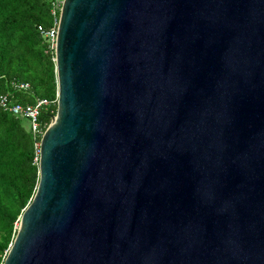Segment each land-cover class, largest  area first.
Returning <instances> with one entry per match:
<instances>
[{
    "label": "water",
    "instance_id": "1",
    "mask_svg": "<svg viewBox=\"0 0 264 264\" xmlns=\"http://www.w3.org/2000/svg\"><path fill=\"white\" fill-rule=\"evenodd\" d=\"M54 55L2 264H264V0H62Z\"/></svg>",
    "mask_w": 264,
    "mask_h": 264
},
{
    "label": "trees",
    "instance_id": "2",
    "mask_svg": "<svg viewBox=\"0 0 264 264\" xmlns=\"http://www.w3.org/2000/svg\"><path fill=\"white\" fill-rule=\"evenodd\" d=\"M51 8L52 0H0V95L11 91L10 100L21 105L46 100L39 116L44 126L57 109L55 55L38 32L53 25ZM12 82L28 83L29 91H13ZM36 141L27 119L0 108V264L37 189Z\"/></svg>",
    "mask_w": 264,
    "mask_h": 264
},
{
    "label": "built area",
    "instance_id": "3",
    "mask_svg": "<svg viewBox=\"0 0 264 264\" xmlns=\"http://www.w3.org/2000/svg\"><path fill=\"white\" fill-rule=\"evenodd\" d=\"M62 0H52L51 15L53 16V25L49 29L43 27L38 28L39 34L49 43L50 49L55 51L56 39H57V28L58 19L61 8ZM29 84L25 82H12L11 89L17 92L26 93L29 91ZM11 91L5 95H0V108L3 112L8 113L16 118H24L29 122L30 130L32 135L37 140L35 142L36 155L35 161H38L39 155V142L46 128L40 121L39 116L43 106L47 105L48 102L42 99H35L33 104L21 105L13 103L11 98Z\"/></svg>",
    "mask_w": 264,
    "mask_h": 264
}]
</instances>
